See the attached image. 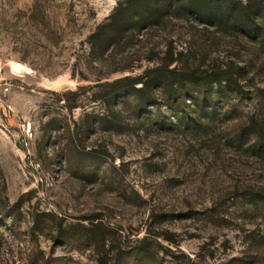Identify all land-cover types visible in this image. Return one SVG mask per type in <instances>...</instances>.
<instances>
[{
  "label": "rangeland",
  "instance_id": "obj_1",
  "mask_svg": "<svg viewBox=\"0 0 264 264\" xmlns=\"http://www.w3.org/2000/svg\"><path fill=\"white\" fill-rule=\"evenodd\" d=\"M119 1L0 0V82L11 85L0 104V264H264V200L254 199L264 138L251 126L264 124V45L179 6L95 50L92 34ZM170 49L209 72L246 64L249 94L200 93L217 105L202 130L178 124L162 92L153 107L116 104L108 83ZM91 219L105 247L80 236Z\"/></svg>",
  "mask_w": 264,
  "mask_h": 264
},
{
  "label": "trees",
  "instance_id": "obj_2",
  "mask_svg": "<svg viewBox=\"0 0 264 264\" xmlns=\"http://www.w3.org/2000/svg\"><path fill=\"white\" fill-rule=\"evenodd\" d=\"M179 6L207 26L234 31L258 48L262 49L264 45V0H120L112 14L92 34L93 47L96 50V47L109 48L129 42L144 30L160 26L171 14H177ZM163 54L162 61L156 66L108 83L111 96L121 97L116 104L135 99L144 107H153L157 104L156 96L162 92L167 96L164 105L178 113V124L187 129L202 130L204 119L213 114L217 105H212V100L200 104L201 95L205 99L211 95L220 99L228 90L242 96L249 94L242 80L245 74L251 72L246 64L225 65L209 72V69L203 70L190 62L184 51L170 49ZM192 82L202 85V90H191L188 85ZM251 126L258 138L263 139L262 121L256 119ZM254 199L264 200V194L255 192ZM102 227L100 220L91 219L80 236L88 238L98 247H105L107 238L101 231ZM258 243L264 246V236Z\"/></svg>",
  "mask_w": 264,
  "mask_h": 264
},
{
  "label": "built area",
  "instance_id": "obj_3",
  "mask_svg": "<svg viewBox=\"0 0 264 264\" xmlns=\"http://www.w3.org/2000/svg\"><path fill=\"white\" fill-rule=\"evenodd\" d=\"M11 93V85L8 83H5L2 85L0 82V104L6 105L7 97Z\"/></svg>",
  "mask_w": 264,
  "mask_h": 264
},
{
  "label": "bare ground",
  "instance_id": "obj_4",
  "mask_svg": "<svg viewBox=\"0 0 264 264\" xmlns=\"http://www.w3.org/2000/svg\"><path fill=\"white\" fill-rule=\"evenodd\" d=\"M25 70H26V67L22 64H19V65H17V67L16 66L14 67V71L17 73L18 72L23 73V72H25ZM51 83L53 84V82H51Z\"/></svg>",
  "mask_w": 264,
  "mask_h": 264
},
{
  "label": "water",
  "instance_id": "obj_5",
  "mask_svg": "<svg viewBox=\"0 0 264 264\" xmlns=\"http://www.w3.org/2000/svg\"><path fill=\"white\" fill-rule=\"evenodd\" d=\"M46 82L48 83V85H50V84H51V81H49V80H47Z\"/></svg>",
  "mask_w": 264,
  "mask_h": 264
}]
</instances>
